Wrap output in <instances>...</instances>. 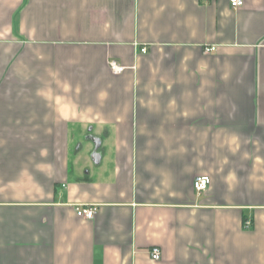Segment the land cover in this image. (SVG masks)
I'll return each instance as SVG.
<instances>
[{"label": "crops", "instance_id": "0c3cea01", "mask_svg": "<svg viewBox=\"0 0 264 264\" xmlns=\"http://www.w3.org/2000/svg\"><path fill=\"white\" fill-rule=\"evenodd\" d=\"M0 264H264V0H0Z\"/></svg>", "mask_w": 264, "mask_h": 264}, {"label": "built area", "instance_id": "2783aa9c", "mask_svg": "<svg viewBox=\"0 0 264 264\" xmlns=\"http://www.w3.org/2000/svg\"><path fill=\"white\" fill-rule=\"evenodd\" d=\"M228 3L231 9L236 10L242 7L243 0H228ZM212 51H214V48L205 49L206 53H210ZM145 52H146L145 48L140 49V53L144 54ZM108 67L110 72L114 75L121 74L124 71V67L118 65L115 61H109ZM209 182L210 180L207 177H198L194 179L192 183L194 192L198 195L203 193L207 189ZM94 213H95L94 209L90 207L80 206L76 209V215L79 218L92 219ZM249 226H250V222L246 221L244 227L247 228ZM148 255L150 260L154 262L159 261L161 257L160 250L156 247L151 248L148 252Z\"/></svg>", "mask_w": 264, "mask_h": 264}]
</instances>
